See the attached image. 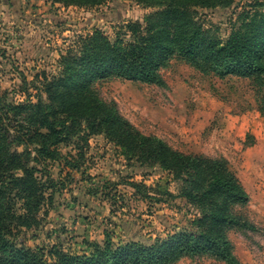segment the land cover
<instances>
[{
    "label": "rangeland",
    "instance_id": "374dc122",
    "mask_svg": "<svg viewBox=\"0 0 264 264\" xmlns=\"http://www.w3.org/2000/svg\"><path fill=\"white\" fill-rule=\"evenodd\" d=\"M255 0H236L228 8L198 7V19L223 39L237 16ZM155 8L136 0H108L96 6L65 5L53 0H0V93L10 101H36L45 77L61 72L60 57L78 36L101 29L114 38L127 21L143 22ZM164 84L121 77L96 80L93 88L142 133L157 135L184 153L225 158L250 189L247 205L234 207L256 229L232 228L228 237L246 264H264V211L255 193L261 178L264 151H255L264 138V85L252 78L219 77L203 72L174 56L160 68ZM26 77L27 83L23 82ZM67 161H51L44 221L22 236L32 248L58 244L71 253L89 254L94 242L104 244L110 234L115 244L165 236L200 217L199 210L178 194L182 182L158 166L143 167L128 160L122 148L104 134L76 136L59 145ZM264 150V146L262 148ZM259 171V173L257 172ZM146 185L143 197L128 182ZM163 198V199H162ZM168 198V199H167ZM171 264H226L210 256L182 257Z\"/></svg>",
    "mask_w": 264,
    "mask_h": 264
},
{
    "label": "trees",
    "instance_id": "16d2710c",
    "mask_svg": "<svg viewBox=\"0 0 264 264\" xmlns=\"http://www.w3.org/2000/svg\"><path fill=\"white\" fill-rule=\"evenodd\" d=\"M65 5L96 6L108 0H53ZM155 8L143 22L127 21L109 37L101 29L80 35L61 54V72L32 84L35 98L10 101L0 93V264H171L182 257L210 256L226 264H246L228 237L232 228L256 229L235 212L250 195L225 158L184 153L157 135L137 129L117 107L93 88L100 78L121 77L164 84L160 68L179 56L203 72L237 75L264 85V0L238 13L223 39L198 19V7L228 8L236 0H136ZM23 82L27 83L26 77ZM264 114V102L261 106ZM104 134L128 160L160 167L183 184L178 194L200 217L165 236L115 244L105 234L89 254L71 253L58 244L32 248L22 235L44 221L51 161L66 160L59 145L76 136ZM143 197L145 184L128 182ZM163 199V198H162ZM168 199V198H167Z\"/></svg>",
    "mask_w": 264,
    "mask_h": 264
},
{
    "label": "crops",
    "instance_id": "0c3cea01",
    "mask_svg": "<svg viewBox=\"0 0 264 264\" xmlns=\"http://www.w3.org/2000/svg\"><path fill=\"white\" fill-rule=\"evenodd\" d=\"M259 143L257 144V147L255 149V151H261V153H263L264 150H262L263 146H264V138H259ZM261 164H258V167L260 168L261 172V178L259 177V179H257V181L255 182V187L253 188L255 193L258 194L259 196H261L262 199V203L258 205V208L261 209V211H264V157L261 158ZM257 172L259 173V171L257 170ZM243 183V182H242ZM243 185L245 186L246 190L248 191L250 197H252L250 189L245 185V183H243Z\"/></svg>",
    "mask_w": 264,
    "mask_h": 264
}]
</instances>
